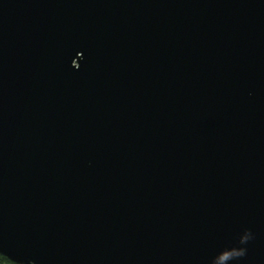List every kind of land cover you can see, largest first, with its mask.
I'll list each match as a JSON object with an SVG mask.
<instances>
[{
	"label": "water",
	"instance_id": "obj_1",
	"mask_svg": "<svg viewBox=\"0 0 264 264\" xmlns=\"http://www.w3.org/2000/svg\"><path fill=\"white\" fill-rule=\"evenodd\" d=\"M0 256L264 264V0H0Z\"/></svg>",
	"mask_w": 264,
	"mask_h": 264
},
{
	"label": "trees",
	"instance_id": "obj_2",
	"mask_svg": "<svg viewBox=\"0 0 264 264\" xmlns=\"http://www.w3.org/2000/svg\"><path fill=\"white\" fill-rule=\"evenodd\" d=\"M0 264H12L9 260H7L5 257L0 256Z\"/></svg>",
	"mask_w": 264,
	"mask_h": 264
}]
</instances>
